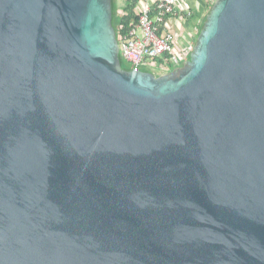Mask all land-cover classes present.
<instances>
[{"label":"water","instance_id":"water-1","mask_svg":"<svg viewBox=\"0 0 264 264\" xmlns=\"http://www.w3.org/2000/svg\"><path fill=\"white\" fill-rule=\"evenodd\" d=\"M0 264H264V0L160 75L112 0H0Z\"/></svg>","mask_w":264,"mask_h":264},{"label":"built area","instance_id":"built-area-1","mask_svg":"<svg viewBox=\"0 0 264 264\" xmlns=\"http://www.w3.org/2000/svg\"><path fill=\"white\" fill-rule=\"evenodd\" d=\"M188 10L181 0H138L133 8L134 17L126 28L120 26V58L131 67L155 75L182 67L188 62L197 37L178 35L171 23L181 13L189 14Z\"/></svg>","mask_w":264,"mask_h":264},{"label":"crops","instance_id":"crops-1","mask_svg":"<svg viewBox=\"0 0 264 264\" xmlns=\"http://www.w3.org/2000/svg\"><path fill=\"white\" fill-rule=\"evenodd\" d=\"M183 5L189 10V14L181 13L178 18H173L172 27L180 36L188 37L190 34L197 37L202 20L207 15L213 4V0H181ZM117 12L121 13L127 4V0H113ZM203 25V24H202Z\"/></svg>","mask_w":264,"mask_h":264},{"label":"trees","instance_id":"trees-1","mask_svg":"<svg viewBox=\"0 0 264 264\" xmlns=\"http://www.w3.org/2000/svg\"><path fill=\"white\" fill-rule=\"evenodd\" d=\"M138 2V0H127V4L124 7V10L121 13L117 12V8L112 0V25L115 29V33H116V38L118 39L119 37V33L122 31V29H120V26L123 25V29L127 27L130 19L132 17H134V12H133V8L136 5V3ZM209 11V10H208ZM206 17V15H205ZM205 17L202 20V24L205 20ZM201 24V27H202ZM200 27V29H201ZM121 59V58H120ZM190 59V57H189ZM121 66L124 69L130 68L131 66L128 63H125V65L122 63V59H121Z\"/></svg>","mask_w":264,"mask_h":264},{"label":"rangeland","instance_id":"rangeland-1","mask_svg":"<svg viewBox=\"0 0 264 264\" xmlns=\"http://www.w3.org/2000/svg\"><path fill=\"white\" fill-rule=\"evenodd\" d=\"M122 63L125 65V63H127V62H125V61L122 59ZM169 70H173V69H168L167 71H169ZM155 73L157 74V73H161V72L155 71Z\"/></svg>","mask_w":264,"mask_h":264}]
</instances>
